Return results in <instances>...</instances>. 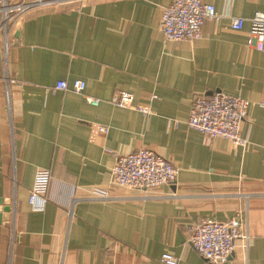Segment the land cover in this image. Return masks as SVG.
<instances>
[{"label":"crops","instance_id":"1","mask_svg":"<svg viewBox=\"0 0 264 264\" xmlns=\"http://www.w3.org/2000/svg\"><path fill=\"white\" fill-rule=\"evenodd\" d=\"M169 1L39 6L0 28V264H161L164 252L212 264L188 237L204 219L231 217L248 239L219 264H264V51L248 43L264 0H202L217 16L200 38L178 41L158 28ZM74 79L85 81L81 93L54 89ZM119 90L133 107L109 102ZM216 92L250 101L244 147L187 125L193 97ZM140 149L172 162L175 181L151 191L113 184L114 154ZM38 170L51 176L40 209L28 202Z\"/></svg>","mask_w":264,"mask_h":264},{"label":"built area","instance_id":"2","mask_svg":"<svg viewBox=\"0 0 264 264\" xmlns=\"http://www.w3.org/2000/svg\"><path fill=\"white\" fill-rule=\"evenodd\" d=\"M86 0H28L11 3L0 0V28L4 33L8 24L16 20L19 15L39 6H58L70 2H84ZM217 16L214 5L202 0H170L164 7L158 28L164 39L194 40L201 36V26L205 19ZM248 43L264 51V11H255L248 19ZM243 18H233L231 26L240 29ZM7 47L5 35L4 50ZM85 81L74 79L70 84L65 80L55 83L54 89L70 90L81 93ZM152 95L150 98H154ZM93 105L100 103V99L87 97ZM132 93L116 91L109 102L118 107H133ZM250 101L239 95L216 92L211 95L197 94L193 97L187 125L198 130L208 138H223L232 144L244 147L247 138L241 133V124L245 121ZM143 113H149L148 106L136 107ZM95 133L106 134L108 127L97 125ZM177 168L169 160L149 149H140L125 155L114 154L111 168L112 182L115 185L139 191H151L162 185L175 181ZM51 176L47 170H38L34 175L33 184L28 195L29 204L37 209L42 208L48 201V188ZM91 196L106 198L107 189L92 187ZM237 218L231 217L224 221L204 219L193 226L188 237L189 244L206 261L212 264L225 262L234 251L235 243L239 239L247 241L248 235L240 226ZM177 257L164 252L159 257L161 264H177Z\"/></svg>","mask_w":264,"mask_h":264}]
</instances>
